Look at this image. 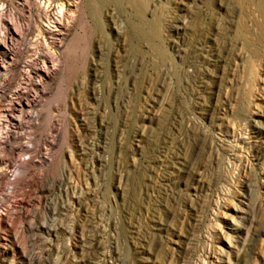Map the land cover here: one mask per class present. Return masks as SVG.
Returning <instances> with one entry per match:
<instances>
[{
  "label": "rangeland",
  "instance_id": "rangeland-1",
  "mask_svg": "<svg viewBox=\"0 0 264 264\" xmlns=\"http://www.w3.org/2000/svg\"><path fill=\"white\" fill-rule=\"evenodd\" d=\"M99 4L0 0V264H264V0Z\"/></svg>",
  "mask_w": 264,
  "mask_h": 264
},
{
  "label": "bare ground",
  "instance_id": "bare-ground-1",
  "mask_svg": "<svg viewBox=\"0 0 264 264\" xmlns=\"http://www.w3.org/2000/svg\"><path fill=\"white\" fill-rule=\"evenodd\" d=\"M98 1V3H100V4H103V6H104V4H106V3H110V2H113V3H119V0H97ZM91 4V3H90ZM100 4H99V6H100ZM107 5V4H106ZM92 6V5H91ZM102 6V5H101ZM137 7V6H136ZM97 8V7H96ZM99 8V7H98ZM97 11V10H96ZM98 13V12H97ZM94 15V14H93ZM153 29H154V27H153ZM264 29V28H263ZM148 32H150V34L151 35H154L155 33H156V31H155V29L154 30H152V32L151 31H148ZM147 36V35H146Z\"/></svg>",
  "mask_w": 264,
  "mask_h": 264
}]
</instances>
